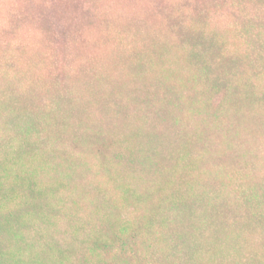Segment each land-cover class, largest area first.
Masks as SVG:
<instances>
[{
	"label": "rangeland",
	"instance_id": "1",
	"mask_svg": "<svg viewBox=\"0 0 264 264\" xmlns=\"http://www.w3.org/2000/svg\"><path fill=\"white\" fill-rule=\"evenodd\" d=\"M67 2L0 0V264H264V75L220 0H148L181 30L218 17L184 81L144 68L113 1L98 31Z\"/></svg>",
	"mask_w": 264,
	"mask_h": 264
},
{
	"label": "trees",
	"instance_id": "2",
	"mask_svg": "<svg viewBox=\"0 0 264 264\" xmlns=\"http://www.w3.org/2000/svg\"><path fill=\"white\" fill-rule=\"evenodd\" d=\"M96 1L102 6L99 12L104 14L103 12L106 11L108 14V6L104 4V0ZM111 1L113 2L109 3L111 10L110 22L112 23L110 25L117 28L118 31L123 32V37L138 38L136 41H139V57H142L144 68L148 66L147 57L152 56L157 58L160 64L164 65L167 76L177 73L181 78L183 77L184 81L187 78V75L184 74L193 65V54L189 55L191 51H194V48L191 46L192 43H197L203 49V52H205L204 56L207 57L208 55L209 58H213V55L219 49L218 44L211 36L213 30L217 29L216 25L219 24L218 17L211 19L212 10L202 13L198 12L196 8L193 9L189 22L196 30L202 29L196 33V30H193L189 26L181 30L179 21L171 16L172 13L167 9L168 7L158 8L155 12H161V15H155V12L147 9L148 0ZM67 5H69L68 8L71 12L69 20L73 16L77 18L79 25H89L91 23V26H93L92 30H99L94 13H92L96 9L93 0H68ZM220 5L221 8L218 10H222L221 16L226 20L233 21L237 26L238 32L246 44L248 56L256 71V76L262 77L264 75V0H220ZM82 6L85 10L82 9ZM102 8H104L103 11ZM96 13H98L97 10ZM131 13L138 18L129 17ZM209 25L212 27L210 30ZM61 27L56 31L64 36L66 32L65 25L63 33ZM158 27L159 30L157 29ZM137 33L139 34L135 35ZM213 67L214 65L211 68L209 67L210 71ZM159 71V68L154 69V72ZM144 102L149 106L146 99ZM88 117L91 123L87 124L94 126L93 124L98 123L94 112H88L86 119ZM96 130L99 132V129ZM99 133L91 136V140L94 143L91 146L84 147V149H92L98 155L106 156L105 151L107 150L108 142L107 139L98 136ZM136 152L139 155V150L136 149ZM180 234L184 239L188 237V225L183 227ZM0 237H2L5 243V240L9 237V232L2 230L0 227ZM122 242L125 244L126 238Z\"/></svg>",
	"mask_w": 264,
	"mask_h": 264
}]
</instances>
